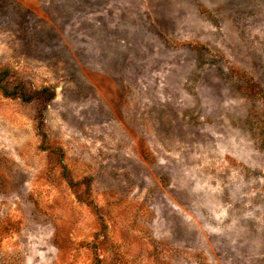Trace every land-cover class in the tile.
Returning <instances> with one entry per match:
<instances>
[{"label": "rangeland", "instance_id": "374dc122", "mask_svg": "<svg viewBox=\"0 0 264 264\" xmlns=\"http://www.w3.org/2000/svg\"><path fill=\"white\" fill-rule=\"evenodd\" d=\"M0 264H264V0H0Z\"/></svg>", "mask_w": 264, "mask_h": 264}]
</instances>
